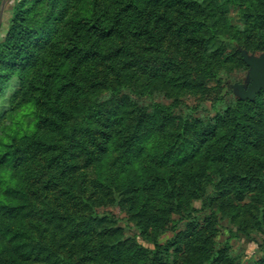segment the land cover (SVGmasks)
I'll return each mask as SVG.
<instances>
[{
	"label": "rangeland",
	"instance_id": "1",
	"mask_svg": "<svg viewBox=\"0 0 264 264\" xmlns=\"http://www.w3.org/2000/svg\"><path fill=\"white\" fill-rule=\"evenodd\" d=\"M91 1L72 0L71 4L74 6H69L70 12H76L78 16L84 17L85 11H90ZM114 1L96 0L99 4L98 13L101 11V4L106 3L112 7L115 5ZM215 2L210 4L215 8L214 13L204 14L207 24H215L212 26L216 37H212L210 42L203 45L193 43L191 37L193 22L198 17L197 12L206 5L202 4L203 0H194V3L188 5L189 10L183 5L173 4L167 11L168 14L166 4L157 9L147 4L144 19L139 23L144 31L143 35L126 34L125 37L114 39L108 43L105 50L109 55L107 60L100 64L87 63L81 66L86 89L83 93L86 98L83 95L80 98L81 94L74 92L70 100L72 106L76 100L90 104L91 94H95L94 87H97L92 85L93 82L108 84L112 88L118 85L117 92L112 95L106 89L102 91L105 100L109 97L112 100L110 108L132 102L143 111V119L148 120L152 110L156 106H161L169 115V118H166L171 123L167 126L168 132H176L179 118L188 116L190 125L186 134L194 140L196 121L197 127H201L205 136L208 128L213 127L216 117L228 115L230 131L231 126L236 125L237 142L246 139L249 144L247 146L243 144L241 147V158H232L234 151L231 149L236 146V150H239V143H231L226 155L218 160L219 163L209 167L202 161L199 167L192 171V175H196L202 185V199L191 202L194 210L191 216L195 220V225L188 226L190 219H182L181 215L175 212L155 237L150 234L142 235L123 208L108 203L109 205L93 208L100 214L112 215L115 218L112 227L116 230L112 232L114 233L112 237H116L115 240L118 242L109 240L108 244L113 243L107 247L92 242L85 246L83 242L67 236L71 225L65 220L64 223L60 222L58 216H63L64 212L76 216L77 207L82 206V200L84 201L87 196L93 198L90 195L93 190L91 183L93 171L90 162L85 159L84 153L79 154L82 157L79 158V167L73 175L74 180L70 182L64 180L62 183L58 180L57 185L52 187L53 191L48 193L43 189L48 176L44 168L50 164L56 168L62 165L63 155L60 153L57 155L61 148L46 150L47 147L41 148L42 145L35 144L32 140L23 142L25 144L22 145L20 144L22 140L18 139L10 148L5 163L0 165V196L6 194L8 185L13 187L19 183L20 186L27 187L30 204L26 208L27 217L21 221L25 224L27 221L30 223L28 229H31L35 241L31 242L30 246L20 248H15L13 244L7 246V242L5 243L8 254L18 257L16 264H207L209 257L219 251H222V255L214 264H264V185L241 196H234L228 191V187H224L235 183L248 168L258 169L260 176L264 178V97L256 103L236 107L233 102L238 99L227 88L234 83L243 84L246 79L248 68L240 63L239 45L258 48L259 51L251 52L253 55L264 53V22L254 27L248 35L245 30L251 18L249 15L242 16V12L245 11L239 5L246 2L237 0V5L226 4L224 0ZM15 4H24L22 11L28 9L27 5L31 6L29 15L33 27L42 24L49 12V5L38 0H0V41L5 40L11 28L9 20ZM60 9L61 7L57 8ZM263 9L264 0L259 10ZM164 12L166 15L162 14ZM186 23L188 29H185ZM72 24H66L64 21L57 29L56 36H63L65 40L68 39V35L72 36L74 32L76 34ZM78 27L81 28L80 25ZM82 28L85 29L84 26ZM84 29H80V32H84ZM84 34L88 37L93 35L86 31ZM75 39L78 42L79 37L76 35ZM161 71L165 77L170 78L169 83H165L162 77L157 76ZM18 89L19 85L16 82L7 86L0 95V110L4 111L8 100L10 106L14 105L12 98ZM12 114L11 118L6 115L0 119V130H10L8 132L15 130L17 138L37 132L43 136L41 141L49 140L58 146L70 141L75 145L82 136L89 141L87 136L92 134L86 132L87 126L103 128L106 123L105 118L99 122L97 118L92 120L90 112L75 116L67 125L66 141L63 135L49 128H41L35 119L36 114L22 116L18 108ZM200 121L202 126H199ZM93 135H96V138L102 137L99 133ZM1 136L3 141L7 140L5 133ZM175 148L176 145L173 150ZM165 151L166 148L158 149L160 155ZM52 156L56 158L52 160ZM115 156L116 153L110 150L107 163L110 164ZM84 166L88 168H83ZM64 185L70 186L69 190L72 192L70 195L61 194L65 192L62 189ZM188 185L189 179L185 178L183 188H187ZM65 197L73 199L69 200V203L74 204H65L63 208L58 202L66 201ZM80 213L87 216L90 209L85 207ZM189 236L192 237H190L192 242L188 240ZM127 239L134 240L135 246L126 242ZM106 250L120 252L125 257L115 262L108 255H104ZM153 250H158V257H151ZM3 261L0 264H8V260Z\"/></svg>",
	"mask_w": 264,
	"mask_h": 264
},
{
	"label": "trees",
	"instance_id": "2",
	"mask_svg": "<svg viewBox=\"0 0 264 264\" xmlns=\"http://www.w3.org/2000/svg\"><path fill=\"white\" fill-rule=\"evenodd\" d=\"M215 1L203 0L202 4L206 5L197 12L198 17L193 22V36H191L193 43L203 45L205 42H210L212 37H216L212 26L215 24H207L204 14V12L214 13L215 8L210 4H215ZM224 1L226 4L237 5V0ZM243 1L246 4H239L245 11L242 12V16L249 15L251 18L245 30V33L249 35L254 27L264 22V9L259 10L263 0ZM38 2H46L49 5V12L44 22L33 27L32 18L29 15L31 6L27 5L28 9L22 11L24 4H15L9 20L11 28L5 40L0 41V95L10 84L16 82L19 85V89L12 98L14 105L10 106L11 103L8 100L7 110H5L6 106L5 112L0 110V119L6 115L11 118L16 108L22 116L36 114L35 119L41 128H49L63 135L66 141L67 125L75 116L90 112L92 120L97 118L99 122L105 118L106 123L103 128L87 126L86 132L92 134L87 136L90 142L82 136L75 145L70 141L62 146L49 140L41 141L43 136L37 132L17 138L14 134L15 130L11 132L0 130V165L5 163L10 148L18 139L22 140L20 142L22 145L32 140L35 144L42 145L41 148L47 147L46 150L61 148L60 152L57 151V155L59 153L63 155L62 165L56 168L50 164L44 168L48 176L43 189L50 193L53 191L52 187L58 182L74 180L73 175L79 167V158L82 157L79 154L84 153L93 171L91 182L93 190L90 194L93 198L87 196L84 201L82 200V206H75L78 209L76 216L64 212L63 216H58V219L62 223L65 220L71 225L67 236L83 242L85 246L92 242L107 247L113 243L108 244L112 240L115 243L118 242L115 240L116 237H112V234L114 236L112 232L116 230L112 227L115 218L112 215L96 212L93 206L114 204L123 208L142 235L150 234L155 237L160 228L167 223V219L175 212L181 215L182 219H190L188 226H194L195 220L191 216L194 210L191 202L202 199V185L199 178L192 175V171H195L202 161L209 167L219 163L218 160L226 155L230 144L237 142V128L233 125L230 131L228 115L216 117L213 127L208 128L205 136L201 127H197L198 121L195 120L194 127L197 130L194 140L186 134L190 125L188 116L179 118L176 132H168L167 126L171 123L166 118H169V115L161 106H156L152 110L148 120L143 119V111L132 102L110 108L109 104L112 100L110 97L105 100L102 91L106 89L112 95L117 92L118 85L112 88L108 84L101 85L93 82L92 85L97 87H94L95 94H91V103L85 104L76 100L74 106L70 105L74 92L80 93L82 98L84 90L86 91L81 66L87 63L88 65L100 64L107 60L109 55L105 50L108 43L114 39L125 37L126 34L143 35L144 31L139 23L144 19L147 4L156 9L166 4L167 12L173 4L183 5L189 10L188 5L194 3V0H115L113 3L115 5L112 7L106 3L101 4L99 13L97 11L99 4L96 0H92L90 11L86 10L84 17L78 16L76 12H70L69 6H74L71 4L72 0H38ZM58 7L61 9L57 10ZM162 14L166 15L165 12ZM157 15L161 14L157 13ZM64 21L66 24L74 23L72 26L76 29V34L74 32L72 36L68 35V39L65 40L63 36H56L57 29ZM188 23L185 24V29H188ZM79 25L81 28L78 27ZM83 26L85 29L82 28ZM80 29L91 32L93 35L88 37L84 32H80ZM76 35L79 37L78 42L75 39ZM191 37L188 38L189 41ZM229 39L233 41L232 38ZM239 46L249 54L259 51L258 48H248L243 44ZM238 55L241 65L245 66L240 54ZM157 76L162 77L165 83H169L170 78L165 77L163 71L161 74L158 72ZM261 97H264V92H260L254 102L235 100L233 103L236 107L250 105L258 102ZM233 115L234 113L231 115L232 121ZM200 124L199 126H202L201 121ZM161 131L163 133L160 134ZM2 133L6 134L7 140L3 141ZM84 133L85 131L83 135ZM93 133H99L102 137L96 138ZM237 143H239V150H236V146L231 149L234 151L232 158H241V147L243 144L247 146L249 141L243 139L242 142ZM175 145L176 148L173 150ZM165 148L166 151L160 155L158 149ZM110 150L114 151L116 156L108 164ZM55 158L52 156V160ZM185 178L189 179L187 188H183ZM262 184L264 185V178L260 176L258 169L248 168L235 183L224 187H228V191L234 196H241L247 191L259 189ZM15 185L13 187L8 185L6 194L0 196V262L8 260V264H16L18 257L8 254L6 242L7 246L13 244L15 248H20L30 246V243L35 241L31 229H28L30 223L27 221L25 224L21 221L27 217L26 208L30 204L28 189L26 186L25 188L20 186L19 183ZM69 188L70 186L64 185L62 189L65 192L61 194L70 195L72 192ZM78 191L80 192L81 189ZM65 199L64 202H58L63 208L65 204H74L69 203V200L73 199L66 197ZM85 207L90 209L87 216L80 213ZM190 237L188 240L192 242ZM196 239L198 240L197 237ZM126 242L133 243L134 246L136 244L131 239H127ZM155 246H157L156 243ZM123 253L125 255L124 251ZM104 255H108L115 262L125 257L120 252L113 253L109 250H106ZM221 255L222 251L211 255L207 264H214ZM156 256H159V252L153 250L151 257Z\"/></svg>",
	"mask_w": 264,
	"mask_h": 264
},
{
	"label": "water",
	"instance_id": "3",
	"mask_svg": "<svg viewBox=\"0 0 264 264\" xmlns=\"http://www.w3.org/2000/svg\"><path fill=\"white\" fill-rule=\"evenodd\" d=\"M3 5L4 3L2 7ZM238 51L242 62L248 68L246 79L243 84L234 83L227 88L238 100L252 102L260 92H264V53L253 55L240 48Z\"/></svg>",
	"mask_w": 264,
	"mask_h": 264
}]
</instances>
